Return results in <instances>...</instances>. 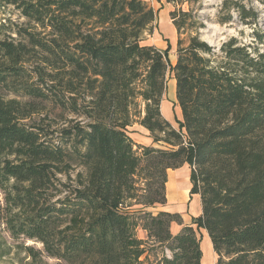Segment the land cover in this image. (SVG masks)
<instances>
[{"label":"trees","instance_id":"1","mask_svg":"<svg viewBox=\"0 0 264 264\" xmlns=\"http://www.w3.org/2000/svg\"><path fill=\"white\" fill-rule=\"evenodd\" d=\"M9 6L26 22L0 21V234L40 244L16 245L31 264H202L204 229L215 264H264V54L236 38L215 54L178 8L171 65L144 43L143 0H0V16ZM232 10L255 18L224 0L218 23ZM168 74L177 128L161 113ZM134 124L165 148L134 143ZM183 165L201 202L190 224L146 211Z\"/></svg>","mask_w":264,"mask_h":264},{"label":"rangeland","instance_id":"2","mask_svg":"<svg viewBox=\"0 0 264 264\" xmlns=\"http://www.w3.org/2000/svg\"><path fill=\"white\" fill-rule=\"evenodd\" d=\"M143 1L152 7L156 15V20L150 32L148 31L144 35V43L153 45L161 51H167V58L171 65L176 61L178 35L172 24L169 13L178 8H182L183 11H190L192 16L197 19L198 24L202 25V28L198 31V36L202 41L212 47L215 54L219 53L221 45L230 38H236L239 44L247 46L249 50H256L264 54V5L261 4L259 0H232L240 2L246 11L253 12L250 14H255V18L245 19L243 21L237 16L235 11L232 10L230 12L232 21L224 25L218 23L219 15H221V6L224 0H191L190 3H185L181 6L168 4L161 0ZM0 21L5 22L7 26L13 29L26 22L19 12L11 6L5 7L2 10ZM181 38L183 41H186V35H182ZM166 80L167 87L161 103V113L174 128H177V121L181 120V114L176 104L174 80L170 74L167 75ZM128 135L136 144L155 148H165L159 144H152L149 132L138 124H134L132 127L128 128ZM178 172L181 182L184 181L190 173L187 165L180 167ZM189 198L190 201L191 197ZM180 199L181 197H177L175 200H171L170 198L168 206L148 208L146 211L155 213L165 210L179 213L180 209H184L183 213H187L188 215L198 210L201 211L200 200L194 198L192 202L188 201L185 206L184 204L181 205L182 202ZM137 236L142 239L146 238L145 233L142 231H138ZM21 243L41 250V245L38 243L32 241L22 242L11 238L4 225H2L0 234V264H31L30 258H27L21 249L16 248V245H20ZM4 250L9 253L2 256L1 254ZM157 253L160 254V251L158 250ZM207 257L208 254L207 251H205V263H207ZM47 261L50 264L55 262L52 259H48Z\"/></svg>","mask_w":264,"mask_h":264},{"label":"crops","instance_id":"3","mask_svg":"<svg viewBox=\"0 0 264 264\" xmlns=\"http://www.w3.org/2000/svg\"><path fill=\"white\" fill-rule=\"evenodd\" d=\"M179 170L180 168L167 171V182L165 186L166 187V199H167L166 206H168V204L170 203L168 202L170 198L171 200H175V198L181 197L180 199L182 202L181 205L184 204L185 206H186V203L190 199L189 197H191V200H190L191 202L194 198L200 200V197L198 195L190 196L189 191H190L191 184L188 179L189 175L185 178L184 181L181 182L179 178L180 176L178 172ZM183 210L184 209H180V212H179V214L181 215L183 224H190L193 217H197L201 214V211L198 210L188 215L187 213H183ZM179 229L180 227L175 225L172 229L173 233H176L177 231H179ZM197 234L200 238V249L202 251V259H201L202 264H215L217 256L212 248V244L207 235V232L204 229H199L197 231ZM205 251H207V254H208L207 263H205L206 262L205 261Z\"/></svg>","mask_w":264,"mask_h":264}]
</instances>
